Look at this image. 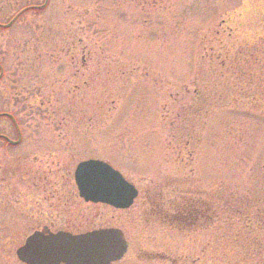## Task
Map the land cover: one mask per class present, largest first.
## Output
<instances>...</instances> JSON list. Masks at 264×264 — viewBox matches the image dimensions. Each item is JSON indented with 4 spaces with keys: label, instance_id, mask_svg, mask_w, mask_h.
I'll return each mask as SVG.
<instances>
[{
    "label": "rangeland",
    "instance_id": "1",
    "mask_svg": "<svg viewBox=\"0 0 264 264\" xmlns=\"http://www.w3.org/2000/svg\"><path fill=\"white\" fill-rule=\"evenodd\" d=\"M88 158L131 207L79 199ZM192 189L209 235L172 217ZM0 211V264L43 223L119 227L110 264H264V0H0Z\"/></svg>",
    "mask_w": 264,
    "mask_h": 264
},
{
    "label": "water",
    "instance_id": "2",
    "mask_svg": "<svg viewBox=\"0 0 264 264\" xmlns=\"http://www.w3.org/2000/svg\"><path fill=\"white\" fill-rule=\"evenodd\" d=\"M72 175L79 196L86 201L124 209L138 194L136 187L118 170L100 159L79 161ZM126 242L122 230L114 227L79 234L34 231L17 247L15 254L26 264H109L123 257L128 247Z\"/></svg>",
    "mask_w": 264,
    "mask_h": 264
},
{
    "label": "flooded vegetation",
    "instance_id": "3",
    "mask_svg": "<svg viewBox=\"0 0 264 264\" xmlns=\"http://www.w3.org/2000/svg\"><path fill=\"white\" fill-rule=\"evenodd\" d=\"M73 181H74V179H73ZM138 192H139V190H138ZM194 193H196V191L194 189H192L190 191V196L187 198L188 199L187 208L183 207V208L175 209L174 215H172V217L173 218H177L179 220H186L185 221L186 225L189 227V229H191V228L194 229V231H198V230L199 231L200 230H204L205 231V230H208L207 232H208V235H209V231H210L209 227H211L210 226V222H211V219H212V218H210L211 217V212H212V208H211L212 206L210 205L209 201H207V200L204 201V200L201 199L202 197H201L200 192H198V195H197L198 198L197 199H196V197H194ZM76 195L79 197V199L81 201L85 202V204H90L93 207H95V205H105V204H101V203H95V202H91V201H86L83 197L79 196L78 193ZM202 195L204 196L205 194H202ZM71 196L72 195H70V196H65V195L60 196V195H54L53 194V195H51V198L54 200V202H62V199H64V202H65V200L67 199L66 197H71ZM207 197H208V195H206V198ZM133 203H132V205H133ZM184 208H185V212L183 211ZM159 210H160V207H158V205H157V208L155 209L156 214H157V212H162V211H159ZM8 217L9 216L7 215L6 218H8ZM16 218H17V222L20 221V222L24 223V225H30V221H31L30 218L25 217V216H19V217H17V216L15 217L14 216L15 220H16ZM0 220H4V222H5V219L2 216V212L1 211H0ZM107 227L119 228V227H116V226H103V227L100 226V227L89 228V229H85V230H82V231L74 232L71 229L64 228V227H61L59 225L56 226L55 229L54 228L52 229L51 228V224L46 225V224L43 223V224H41L39 229L37 227L36 228H30L31 231H30L29 234L33 233L34 231H36V232L37 231H44V232H52V233H55V232H58V231H67V232H70V233H73V234H79V233L87 232V231H90V230H94V229H98V228H107ZM25 238L26 237H24V240H25ZM206 248H208V247L203 246V248H201V249L205 250ZM15 251H16V249H15ZM14 254H15V252H14ZM15 256H16V254H15ZM17 260H18V258H17ZM18 261H20V260H18ZM21 263L26 264L24 262H21Z\"/></svg>",
    "mask_w": 264,
    "mask_h": 264
}]
</instances>
